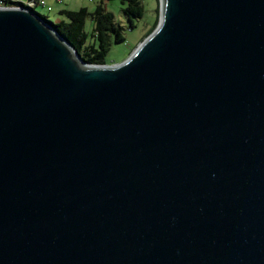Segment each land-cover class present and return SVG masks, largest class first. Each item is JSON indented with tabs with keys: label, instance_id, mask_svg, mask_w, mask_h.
<instances>
[{
	"label": "water",
	"instance_id": "obj_1",
	"mask_svg": "<svg viewBox=\"0 0 264 264\" xmlns=\"http://www.w3.org/2000/svg\"><path fill=\"white\" fill-rule=\"evenodd\" d=\"M90 63L0 5V264H264V0H159Z\"/></svg>",
	"mask_w": 264,
	"mask_h": 264
},
{
	"label": "trees",
	"instance_id": "obj_2",
	"mask_svg": "<svg viewBox=\"0 0 264 264\" xmlns=\"http://www.w3.org/2000/svg\"><path fill=\"white\" fill-rule=\"evenodd\" d=\"M13 2L22 4L19 0ZM121 2L124 3L122 9L129 19V26L132 27L134 26L133 18H140L144 14L143 0H121ZM59 12L63 17L56 21L49 19L40 12L38 13L69 41L87 62L105 63V54L109 50L112 41L125 39L123 25L116 21L113 12L105 7L102 0L97 2L92 9L81 5L78 8H60ZM88 17L93 22L90 29L86 28ZM156 23L157 19L142 38L155 27Z\"/></svg>",
	"mask_w": 264,
	"mask_h": 264
},
{
	"label": "rangeland",
	"instance_id": "obj_3",
	"mask_svg": "<svg viewBox=\"0 0 264 264\" xmlns=\"http://www.w3.org/2000/svg\"><path fill=\"white\" fill-rule=\"evenodd\" d=\"M99 1L101 0H46V5L37 3L34 6V10L56 21L63 17L59 12L60 8H78L81 5H85L89 9H92ZM102 2L108 10L113 12L116 21L123 25L125 34L124 40L112 41L109 50L105 54V60L107 63L121 61L128 56L131 50L141 40L155 19L158 21L159 12L157 7L159 6V0H143L144 14L140 18H133L134 26L132 27L129 26V19L122 9L124 3L121 0H102ZM47 5H50L51 8L49 9ZM92 23V19L88 17L86 20V28L90 29Z\"/></svg>",
	"mask_w": 264,
	"mask_h": 264
},
{
	"label": "built area",
	"instance_id": "obj_4",
	"mask_svg": "<svg viewBox=\"0 0 264 264\" xmlns=\"http://www.w3.org/2000/svg\"><path fill=\"white\" fill-rule=\"evenodd\" d=\"M13 1L15 0H0V5H13L15 4ZM21 1L22 5H25V6H30V7H33L37 4V3H40L42 5H46V0H19ZM15 5H19V4H15ZM47 7L50 9L51 6L50 5H47Z\"/></svg>",
	"mask_w": 264,
	"mask_h": 264
}]
</instances>
